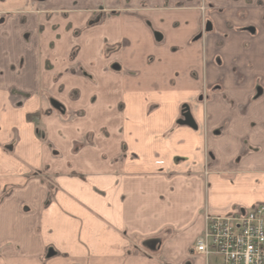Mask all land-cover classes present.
I'll use <instances>...</instances> for the list:
<instances>
[{"label":"crops","instance_id":"crops-1","mask_svg":"<svg viewBox=\"0 0 264 264\" xmlns=\"http://www.w3.org/2000/svg\"><path fill=\"white\" fill-rule=\"evenodd\" d=\"M256 204L264 0H0V264H206Z\"/></svg>","mask_w":264,"mask_h":264},{"label":"built area","instance_id":"built-area-1","mask_svg":"<svg viewBox=\"0 0 264 264\" xmlns=\"http://www.w3.org/2000/svg\"><path fill=\"white\" fill-rule=\"evenodd\" d=\"M203 222L192 253L206 264H264V204H256L244 213H204Z\"/></svg>","mask_w":264,"mask_h":264},{"label":"water","instance_id":"water-1","mask_svg":"<svg viewBox=\"0 0 264 264\" xmlns=\"http://www.w3.org/2000/svg\"><path fill=\"white\" fill-rule=\"evenodd\" d=\"M37 2H43L44 0H36Z\"/></svg>","mask_w":264,"mask_h":264},{"label":"trees","instance_id":"trees-1","mask_svg":"<svg viewBox=\"0 0 264 264\" xmlns=\"http://www.w3.org/2000/svg\"><path fill=\"white\" fill-rule=\"evenodd\" d=\"M46 114V113H45Z\"/></svg>","mask_w":264,"mask_h":264}]
</instances>
